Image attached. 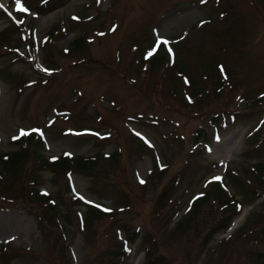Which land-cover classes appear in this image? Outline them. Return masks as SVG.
I'll use <instances>...</instances> for the list:
<instances>
[{
  "label": "rangeland",
  "instance_id": "374dc122",
  "mask_svg": "<svg viewBox=\"0 0 264 264\" xmlns=\"http://www.w3.org/2000/svg\"><path fill=\"white\" fill-rule=\"evenodd\" d=\"M20 2L0 0V152L27 144L0 160V264H143L147 244L264 264V0ZM211 183L230 210L193 198Z\"/></svg>",
  "mask_w": 264,
  "mask_h": 264
},
{
  "label": "trees",
  "instance_id": "16d2710c",
  "mask_svg": "<svg viewBox=\"0 0 264 264\" xmlns=\"http://www.w3.org/2000/svg\"><path fill=\"white\" fill-rule=\"evenodd\" d=\"M6 25L3 26L1 29H0V36H6ZM78 41V38H74L73 40V44H75V42ZM14 45V44H13ZM160 48L162 49V47L160 46ZM164 51V50H163ZM21 138H24L25 136H20ZM26 138H28L27 140L29 139H33L35 141H39L38 138L35 136L32 135V132H29V134L26 136ZM19 140V139H18ZM26 142V141H25ZM26 150H27V144L24 143V142H21L17 148H15L13 151H11V153H8V154H4V153H1L0 152V160L1 161H5V164H8V165H18V162L23 159V157L25 156L26 154ZM92 157H95V155L93 154ZM87 157L85 158H78L76 157V161L77 162H80L81 164L85 161ZM91 158V157H90ZM90 158L86 159V160H89ZM54 163L56 164H59L60 167H66L67 166V159L66 157L64 156H59L55 159H52ZM91 161V160H90ZM51 162V161H50ZM250 165H252L256 170L258 169H261V168H264V158L262 159H257L256 161H253ZM230 172H228V177H229V180H232L234 179V176L232 174L229 175ZM218 181V180H217ZM216 181V182H217ZM260 181V180H259ZM212 190H218V193L221 195L220 197V204H223V209L225 208L226 210H230V207L233 206V196L229 193V191L227 190H224L220 187V185L218 183H211V185L207 187V190L205 191H201L199 196L203 197L204 195L207 196L209 193H210V189ZM212 192H215V191H212ZM241 193H244L243 190ZM44 194V193H43ZM39 195H42V194H39ZM203 195V196H202ZM44 196V195H43ZM198 198V196H196ZM211 197H214L216 198V196H211ZM200 198V197H199ZM49 202V205L50 207L53 206V200H50V201H47ZM194 202V201H193ZM197 202H200L199 199H197V201H195L194 203H192V206L193 207ZM191 205V204H190ZM181 217L175 222V226L177 225H181L182 222H181ZM227 219V218H226ZM225 219V220H226ZM157 257V254L155 255V253L150 250V246L147 244L145 247H144V263L143 264H153L152 262L155 261Z\"/></svg>",
  "mask_w": 264,
  "mask_h": 264
},
{
  "label": "bare ground",
  "instance_id": "6f19581e",
  "mask_svg": "<svg viewBox=\"0 0 264 264\" xmlns=\"http://www.w3.org/2000/svg\"><path fill=\"white\" fill-rule=\"evenodd\" d=\"M220 142V141H219ZM218 144H221V142ZM223 142V141H222ZM233 143V142H232ZM227 144V143H226ZM230 145V144H229ZM231 147H225L222 149L224 150H229ZM228 152V151H227ZM232 152V151H231ZM16 215L13 213H5V214H0V233H4L5 231L9 232L8 229H13L16 227L17 221H16ZM11 231V230H10ZM6 234V233H5ZM139 257H136V259L133 261V264L138 263Z\"/></svg>",
  "mask_w": 264,
  "mask_h": 264
},
{
  "label": "snow or ice",
  "instance_id": "6c2138e0",
  "mask_svg": "<svg viewBox=\"0 0 264 264\" xmlns=\"http://www.w3.org/2000/svg\"><path fill=\"white\" fill-rule=\"evenodd\" d=\"M15 5H16V11H19V12H24V11H27V9H25L24 7L21 6V2L20 0H15ZM0 7H3L2 5H0ZM152 53H149V55H151ZM35 131V130H34ZM29 133L25 130H21L20 133H19V136H14L13 139H19L20 136H26L28 135ZM216 179H219V177H217ZM142 182V181H141Z\"/></svg>",
  "mask_w": 264,
  "mask_h": 264
}]
</instances>
